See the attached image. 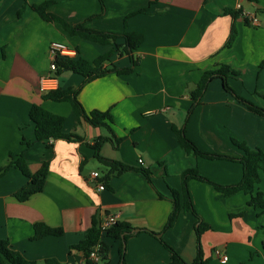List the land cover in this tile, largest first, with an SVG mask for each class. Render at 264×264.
<instances>
[{
    "label": "crops",
    "instance_id": "1",
    "mask_svg": "<svg viewBox=\"0 0 264 264\" xmlns=\"http://www.w3.org/2000/svg\"><path fill=\"white\" fill-rule=\"evenodd\" d=\"M46 2L47 13L68 26L83 23L89 30L143 36L130 73L94 79L77 96L86 113L109 111L110 127L122 139L117 149L104 143L100 155L133 170L102 181L107 170L95 159L92 145L98 137L108 136L107 130L78 118L68 102L41 99L47 92L40 89L41 77L54 76L49 71L52 42L74 49L76 58L89 63L113 50L112 45L84 40L61 24L41 19L32 6ZM103 4L104 10L98 0H0V166L9 153L22 154L31 173L48 164L42 191L25 201L13 195L26 184V177L14 167L0 177V240L38 264L46 259L58 264H122L121 251L124 264H169L171 254L164 243L191 263L197 248L195 228L202 223L207 227L200 247L207 264H264V210L249 206V196L242 192L225 196L209 183L190 179L188 191L199 222L191 213L179 211L165 229L174 209L172 190L180 189L186 170L196 169L219 185H234L242 178L236 161L187 153L173 127L183 130L202 153L238 159L244 152L233 140L264 152V117L226 92L220 79L208 83L193 109L190 97L205 73L226 65L234 71L227 78L234 94L264 110L260 12L264 0H103ZM225 10L238 11L237 18L224 15ZM244 16L256 17L257 24ZM232 28L236 35L227 47ZM109 60L117 68L131 66L128 56L116 52ZM55 80L49 90L77 88L83 82L71 72L55 75ZM32 105L63 117V132L82 141L59 138L23 145L21 140L35 139L29 118ZM93 173L99 177L93 179ZM256 190L264 200V174ZM95 215L100 222L106 215L117 216V222L128 224L131 231L123 241L103 237L107 259L87 262L73 247L83 240ZM37 223L61 229L62 234L32 240Z\"/></svg>",
    "mask_w": 264,
    "mask_h": 264
},
{
    "label": "trees",
    "instance_id": "2",
    "mask_svg": "<svg viewBox=\"0 0 264 264\" xmlns=\"http://www.w3.org/2000/svg\"><path fill=\"white\" fill-rule=\"evenodd\" d=\"M102 10H104L103 0H98ZM50 3L46 2L41 5L32 6V10L43 20L51 23L61 24L70 34L77 35L84 40L95 42L100 45H112V52H108L105 55L98 57L92 63L87 62L82 58H56V72L55 75H60L62 72H71L82 76L83 82L77 88H57L56 90H50L41 94V99L44 101L54 102H68L73 112L78 118L83 119L89 125L97 128H103L107 130L108 136H101L94 140L92 149L94 151L95 159L107 170L105 175L101 178L105 181L111 175H119L123 172L133 170V168L124 165L120 162L103 158L100 155V149L106 142H110L114 149H117L121 140L117 138L113 133L110 123L111 116L109 111H91L86 113L78 101V94L81 88L88 82L103 77L109 73L127 74L132 71V66L136 64V60L133 53L139 48L143 41V36L139 33L123 32L121 34L111 32H100L95 30H89L83 27V23L68 26L62 20L52 14L47 13V8ZM238 12V11H237ZM231 10H225L224 15H229L233 19L237 18L238 13ZM264 15V9L260 10ZM94 18V17H93ZM236 35L234 28L231 29L230 37L225 46L229 47ZM121 39L123 42L117 44V40ZM116 52L118 56L126 55L130 60L131 66L128 68H117L110 63V56ZM229 73H234L229 66L222 65L219 69L205 73L200 81L195 86V89L191 92L190 97L193 101V109L201 100L208 83L218 78L221 80L223 88L226 92L233 95L237 100L243 103L247 109L259 116L264 117V110L257 107L234 94L231 88L227 84V78ZM29 118L34 124L35 139L34 141L21 140V143L26 147L32 146L35 142H51L59 138H65L68 141H82V138L75 134H65L63 132L65 119L61 116L52 114L39 105H32L29 111ZM173 131L176 135L178 144L187 153L192 152L194 155L201 156L206 159H224L236 161L242 166V178L239 183L234 185H219L209 181L201 176L196 169H189L181 175V186L179 190H172V201L174 209L169 216L165 229L171 227L176 220L179 211L189 212L199 222L198 216L194 211L193 204L191 202L190 194L188 191L187 183L190 179L199 180L211 184L215 190L223 195H231L237 192H242L249 196L248 205L255 208L264 210V200L262 193L256 190V185L260 182L261 174H264V152L255 149L249 150L243 143H239L233 140V144L240 148L244 154L240 158H231L218 154L202 153L191 141L187 139L184 131H177L173 127ZM11 167L17 169L24 177L28 179L26 184L14 193V197L18 201H25L34 194L42 191L43 185L48 172V164H43L42 167L35 173H31L27 167L26 161L22 154L15 157L13 153L7 155L6 161L0 166V177L3 176ZM143 175L148 177L147 170H139ZM101 222L97 215L93 216L89 228L84 233L83 240L76 246L74 250L83 253L84 258L89 262V254L95 248L99 247V255L101 260L107 259L108 247L102 243L103 237L113 238L117 240H125V234L131 231V227L126 223L116 222L113 226L105 231L101 230ZM207 226L198 223L195 228L196 238V256L191 263L184 261L177 253L169 248L165 243L164 245L169 250L171 256L169 264H207V261L203 258V253L200 247V236L203 230ZM32 240H38L45 236H60L62 234L61 229L51 228L43 223H37L33 227ZM154 235L153 233H151ZM123 235V238H121ZM121 263L124 264V252L121 251ZM0 264H38L34 261L26 260L19 252L10 248L9 244L5 240H0ZM41 264H58L54 259H46Z\"/></svg>",
    "mask_w": 264,
    "mask_h": 264
},
{
    "label": "built area",
    "instance_id": "3",
    "mask_svg": "<svg viewBox=\"0 0 264 264\" xmlns=\"http://www.w3.org/2000/svg\"><path fill=\"white\" fill-rule=\"evenodd\" d=\"M240 7L237 6V9ZM247 17V20L255 25L257 24V19L256 17H249V16H244ZM49 55H50V65H49V71L52 73L54 76H43L40 79V89L41 91H50L49 89L55 86L56 80H55V72H56V58H74L76 56V51L74 49H71L67 47L66 45L58 42H52L49 45ZM141 162V161H139ZM93 179H97L99 177L98 173H93L91 175ZM99 190H103L104 186L102 184L98 185ZM117 222V216L114 215H106L104 220L101 222V230L105 231L111 226H113ZM218 255L219 253L216 252ZM100 259L99 255V247H95L89 254V260L92 262H97ZM224 261L227 260V257H222Z\"/></svg>",
    "mask_w": 264,
    "mask_h": 264
},
{
    "label": "water",
    "instance_id": "4",
    "mask_svg": "<svg viewBox=\"0 0 264 264\" xmlns=\"http://www.w3.org/2000/svg\"><path fill=\"white\" fill-rule=\"evenodd\" d=\"M158 237L160 236V235H157ZM121 238H123V235H122V237Z\"/></svg>",
    "mask_w": 264,
    "mask_h": 264
}]
</instances>
